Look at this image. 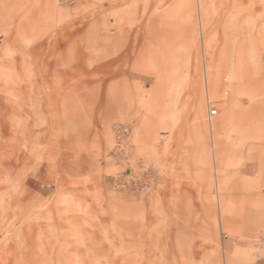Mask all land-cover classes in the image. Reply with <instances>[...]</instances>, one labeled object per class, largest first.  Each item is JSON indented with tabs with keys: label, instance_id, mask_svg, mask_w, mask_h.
<instances>
[{
	"label": "rangeland",
	"instance_id": "rangeland-1",
	"mask_svg": "<svg viewBox=\"0 0 264 264\" xmlns=\"http://www.w3.org/2000/svg\"><path fill=\"white\" fill-rule=\"evenodd\" d=\"M121 1L0 0V264H264V0H168L176 81L137 56L117 99ZM80 53L85 108L53 114Z\"/></svg>",
	"mask_w": 264,
	"mask_h": 264
},
{
	"label": "crops",
	"instance_id": "crops-1",
	"mask_svg": "<svg viewBox=\"0 0 264 264\" xmlns=\"http://www.w3.org/2000/svg\"><path fill=\"white\" fill-rule=\"evenodd\" d=\"M121 2L122 4H119V17L115 25H110L109 21L103 22V58L113 59L112 62H115L118 66L117 71L112 73V77L117 78L115 87L120 89L117 90V92L119 91L117 99L123 89L128 87L133 80L140 77L133 69L134 58L137 56H142V58L146 56L148 62L155 66L158 71H161L159 80L165 83L176 81L173 76L167 77L163 72L168 69L167 67H170L168 61L172 55L174 56L175 48L178 47L177 41L172 36H175L174 32L179 27L178 23L174 22L176 17L173 18L172 15V7L176 4H169L168 0H150V3L145 4L144 12L140 16L136 4L133 2L127 4V0H122ZM201 3L262 4V0H201ZM103 13L105 18L108 19L109 7H105ZM113 27L114 33H112ZM80 54L79 78L69 86L70 89L68 88L66 93H60L58 96L55 94L58 101L65 106L68 105V107L64 106L62 110L49 109L53 111V114L77 115L85 108L87 96L85 91V60L83 54ZM56 64L57 66L60 64L63 66L68 65V59ZM151 80L155 82L158 78L156 80L152 78ZM116 88L112 90L116 92ZM43 112L42 110H37V114ZM253 169L256 168L253 167ZM181 197L184 198L183 196ZM181 197H177L178 201ZM133 211L135 225H140L138 223H141L147 217L151 218L154 214L152 195L142 201L136 200L133 204Z\"/></svg>",
	"mask_w": 264,
	"mask_h": 264
},
{
	"label": "built area",
	"instance_id": "built-area-1",
	"mask_svg": "<svg viewBox=\"0 0 264 264\" xmlns=\"http://www.w3.org/2000/svg\"><path fill=\"white\" fill-rule=\"evenodd\" d=\"M216 115H217V111H216V110H212V111L210 112V117H211V118L215 117Z\"/></svg>",
	"mask_w": 264,
	"mask_h": 264
},
{
	"label": "bare ground",
	"instance_id": "bare-ground-1",
	"mask_svg": "<svg viewBox=\"0 0 264 264\" xmlns=\"http://www.w3.org/2000/svg\"><path fill=\"white\" fill-rule=\"evenodd\" d=\"M154 49V48H153ZM165 55V54H164ZM166 64V63H165ZM159 65V64H158ZM123 83V82H122ZM128 84V83H127ZM123 85V84H122Z\"/></svg>",
	"mask_w": 264,
	"mask_h": 264
}]
</instances>
